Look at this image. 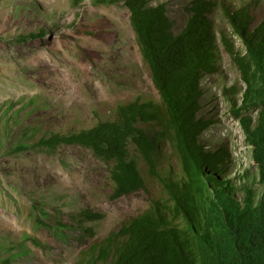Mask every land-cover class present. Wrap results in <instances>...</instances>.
<instances>
[{
	"label": "trees",
	"instance_id": "16d2710c",
	"mask_svg": "<svg viewBox=\"0 0 264 264\" xmlns=\"http://www.w3.org/2000/svg\"><path fill=\"white\" fill-rule=\"evenodd\" d=\"M116 3L129 12L159 101L137 97L118 104L110 115H97L88 126L66 128L38 122L20 125L42 106L37 96L6 101L0 111V157L78 145L106 163L112 198L147 191L138 159L160 184L159 197L151 198L147 208L106 235L91 239L73 264H264V20L254 25L246 7L231 10L223 4L230 33L241 42L236 45L230 33L215 30L209 18L215 6L212 0H191L187 20L177 33L172 31L164 2L94 0L97 5ZM47 32L41 26L37 33L13 40L23 42ZM220 46L244 83L238 91L241 99L231 103V112L239 116L241 111H256L255 117L242 115L239 121L262 186L257 201L248 187H243L239 199L225 174L223 153L206 150L199 138L209 125L199 116L201 80L217 72ZM167 149L176 158V171L167 163ZM73 217L81 226L101 220L104 214L83 209ZM35 223L51 226L38 215ZM57 225L59 230L72 227ZM83 231L94 236L92 228Z\"/></svg>",
	"mask_w": 264,
	"mask_h": 264
},
{
	"label": "rangeland",
	"instance_id": "374dc122",
	"mask_svg": "<svg viewBox=\"0 0 264 264\" xmlns=\"http://www.w3.org/2000/svg\"><path fill=\"white\" fill-rule=\"evenodd\" d=\"M149 1L164 2L172 31L182 29L191 0ZM212 1L209 18L217 32H231L223 4L231 10L246 7L254 25L264 20V0ZM41 26L48 29L42 36L13 40L37 33ZM232 37L241 45L238 36ZM218 54L217 72L201 80L199 116L209 125L200 142L206 150L223 153L225 174L239 199L243 187H248L257 201L262 186L239 121L242 115L255 117L256 111H241L239 116L231 112L244 83L222 46ZM31 96H37L42 106L24 117L21 126L36 122L44 127L88 126L97 115H110L118 104L137 97L159 101L128 10L121 3L97 5L94 0H0V111L6 101ZM129 149L134 154L132 144ZM166 155L169 166L178 170L175 156L168 149ZM138 166L147 191L112 198L106 163L84 147L63 144L54 152L2 155L0 264H73L91 239L106 235L163 193L140 159ZM83 209L104 217L79 226L73 216ZM36 215L51 226L37 225ZM57 222L72 227L59 230ZM86 227L92 228L93 237L83 231Z\"/></svg>",
	"mask_w": 264,
	"mask_h": 264
},
{
	"label": "clouds",
	"instance_id": "9594fccd",
	"mask_svg": "<svg viewBox=\"0 0 264 264\" xmlns=\"http://www.w3.org/2000/svg\"><path fill=\"white\" fill-rule=\"evenodd\" d=\"M240 96V95H239ZM240 99H241V96H240Z\"/></svg>",
	"mask_w": 264,
	"mask_h": 264
}]
</instances>
